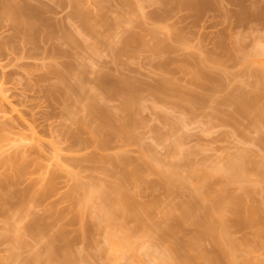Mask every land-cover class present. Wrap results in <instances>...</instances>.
Listing matches in <instances>:
<instances>
[{
  "label": "rangeland",
  "instance_id": "obj_1",
  "mask_svg": "<svg viewBox=\"0 0 264 264\" xmlns=\"http://www.w3.org/2000/svg\"><path fill=\"white\" fill-rule=\"evenodd\" d=\"M187 1L0 0V264H107L84 186L119 182L148 207L139 225L168 229L151 251L175 231L213 248L205 205L233 224L239 196L237 256L264 264V0Z\"/></svg>",
  "mask_w": 264,
  "mask_h": 264
},
{
  "label": "bare ground",
  "instance_id": "obj_2",
  "mask_svg": "<svg viewBox=\"0 0 264 264\" xmlns=\"http://www.w3.org/2000/svg\"><path fill=\"white\" fill-rule=\"evenodd\" d=\"M187 2L191 4H196L198 6L197 8H199L198 10L205 8L204 6H206V4L208 5V2L206 0H201L200 2L189 0ZM22 6H20V11L22 9L21 8ZM25 8L23 9L25 10ZM18 9L19 8H17V10ZM33 9H34V5H33ZM33 9L29 11L32 12L34 11ZM36 10L39 12L41 11V8L40 10L35 9V12ZM24 12L25 11H23V13ZM35 12L34 14H37V12L36 13ZM167 82L169 83V81ZM164 85H166V83H164ZM132 87L129 88V85H128V90L126 92L128 94V91H129V93L132 94V96H134L136 95L135 94L136 93L135 91H137L136 89H139L140 87L139 88L136 87V89H134L135 86L133 87V89ZM162 88L165 89L164 86L161 87V89ZM262 90H264V88ZM244 100L241 102V105H240L241 109L243 110L247 109L250 103H252L251 99H246L245 101ZM259 112H260L259 113L260 116L263 117V120H264V104L260 106ZM240 158L237 160L235 159V160L238 162ZM244 159L241 158L239 162L244 164L243 162ZM235 160H233L232 163L235 162L234 164H237ZM119 161L127 162L126 158L121 159V157ZM234 164H231L232 170L230 171V174H231L230 176L233 177V176L243 175L245 171L244 165L242 167V164L240 165V163H238L242 168H244L242 170L238 164L237 166L239 168L235 167ZM128 165H130V163H128ZM138 166H136L135 169L133 168L134 171L132 169H131L132 171H129V178L133 181L134 180L136 181L138 179L137 173L142 171V167L140 166L138 167ZM150 169L155 170L157 169V167H155V165L153 164H150ZM159 173H161L160 175L163 178L161 179L167 181L168 183L172 181V178H173L172 175L176 174V172L173 170H170L167 172L160 171ZM213 176L214 175L212 174L204 172V178H202L196 184L198 196L202 193L203 187L205 188L207 187L213 190V182H212ZM79 185L80 187H82L81 185L83 184H79ZM107 185L108 184H105V183L99 184V185L97 184V185L89 186L88 188L86 185L84 186L86 188L85 197L87 198V203H90L93 206V212L96 218V226H98V228H102L105 230V239L108 243L107 244L108 246L106 247V251L107 253L110 254L109 255L110 257H108L109 260L107 261V264H122V260L124 258H127L125 259L128 262L127 264H249L247 261H243V260L241 261L240 260L241 256L240 257L237 256L238 251H240L241 253V249H243V245H241L242 246L241 247L239 244L240 243L239 241H238L239 243L237 244V241H236L237 239H235L231 235L230 231L228 230V227H230L232 224L230 223L232 219L229 218L230 219L229 220L228 217H226L225 213L221 214L222 211L219 210L217 206H212V205H205V207L207 208L208 214L211 216V221L203 224L204 226L203 233L208 234L213 237V240L215 242V245L213 248L211 249L206 248L203 245L202 235L199 233H196L192 235L190 238L186 239V236L182 234V231H175L173 233V238H174L173 241H168L165 244H156L157 246H159V248L156 247L155 251H151L150 250L151 247L154 246L155 243H157L155 242L156 237L159 235L166 234L168 229L152 228L151 226L149 227L148 225H144V224L139 225L138 223L141 222L140 211H144L148 207H144L141 210L137 208L136 201L134 200V198L131 196V194L128 192V190L122 183L119 182L116 184L114 183L113 185L111 184L112 185V186L110 185L111 187ZM226 187H227L226 184H224V186L222 185V190L223 188L226 189ZM227 188L228 189L226 191L230 190L229 186ZM214 192L216 194L215 199L218 201L217 203L218 205L220 204L221 201H224L225 199L224 197L225 190L222 191L223 193H221V190L220 192H218L217 190H215ZM228 192L230 193L231 191H228ZM229 193H226V194H229ZM234 198L235 200L230 203V209L240 214V217H238L237 218L238 220H235L234 223L239 224V225H246L250 223L252 221L253 216L250 213L244 211L242 205L240 204L239 196H236ZM201 202H204V200ZM191 211H192L191 208H188L189 215L187 216L186 220L187 219L189 220L192 217H194V215L191 214ZM219 217L221 218V220H219ZM130 222H135V223L131 224ZM228 222L230 224L227 227ZM248 239H246V241H250ZM251 241L253 240L251 239ZM242 243L244 244L245 241ZM247 243L249 245V242ZM161 245L162 247H160ZM250 247H249L250 250L248 251H251L252 246ZM249 248L247 246V249ZM104 251H105V248H104ZM150 254H153L154 257L153 258L149 257ZM250 254H253V253H250ZM69 255H68L69 258L66 256L67 257L65 260L66 262L63 261L62 264H95L92 259L89 260L90 258H87V259L84 258L85 260L83 258H80V259L78 258V260H76V259H73L75 257L72 255V253ZM71 256H73V258ZM250 263L254 264L252 263V261Z\"/></svg>",
  "mask_w": 264,
  "mask_h": 264
}]
</instances>
